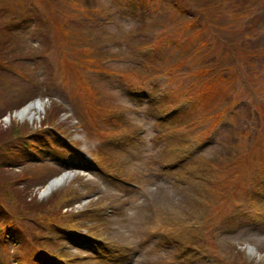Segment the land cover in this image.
I'll return each mask as SVG.
<instances>
[{
	"label": "rangeland",
	"instance_id": "1",
	"mask_svg": "<svg viewBox=\"0 0 264 264\" xmlns=\"http://www.w3.org/2000/svg\"><path fill=\"white\" fill-rule=\"evenodd\" d=\"M147 1L0 0V140L16 135L18 148L9 154L0 150L2 159L12 161L4 168L12 179L0 176V202L9 206L7 217H0V264L29 263L28 248L18 249L23 238L61 260L84 258L82 264H264V193L254 186L261 178L264 182L258 159L264 155V145L256 152L264 131L255 142H246L244 132L248 128L251 136L258 124L260 129L264 126V15L253 17L264 11V0L233 4L183 0L182 7L191 1L206 14L195 23L209 31L207 55L191 60L192 53H186L190 60L179 76L166 73V66L139 76L132 69L142 56H132L131 43L155 35L157 43L174 49L165 37L187 44L203 30L190 28L191 18L170 0H154L156 12L146 14L151 7ZM94 6L97 11L101 7L103 21L93 22L99 18L91 17ZM15 22V29L6 32V25ZM115 28V38L104 36ZM227 47L243 54L235 55L233 48L229 53ZM116 51L122 60L115 63L118 58L109 54ZM254 53L263 54L261 60L248 57ZM13 56L19 60L13 62ZM108 61L114 66L105 65ZM205 62L214 66L207 68L209 73L230 65L224 74L235 90L231 97L242 98L239 106L227 105L224 80L204 78L216 84L206 97L197 77L198 71L205 73ZM249 63L254 64V73ZM94 74L112 78L95 79ZM67 75L66 81L61 80ZM191 77L198 90L181 81ZM171 79L185 87L172 89ZM28 98L43 103L35 121L20 120L16 114L21 108L13 112ZM243 100L257 107L249 127ZM182 103H188V110L171 123L164 122ZM219 111L220 125L211 129L206 119L214 121ZM44 121L50 128L43 126ZM33 131L43 157H34V151L23 146V135ZM44 131L56 136V145H49ZM86 148H92L93 156ZM75 154L83 166L73 160ZM185 155L189 160L175 165ZM64 173L72 176L43 195L47 182ZM112 175L128 180L136 175L140 187L123 184ZM249 194L257 202H246ZM121 203L125 206L119 209ZM8 221L22 232L4 245L1 228ZM33 231L39 235L31 242ZM175 238L177 244H169ZM32 264L54 263L37 257Z\"/></svg>",
	"mask_w": 264,
	"mask_h": 264
},
{
	"label": "trees",
	"instance_id": "2",
	"mask_svg": "<svg viewBox=\"0 0 264 264\" xmlns=\"http://www.w3.org/2000/svg\"><path fill=\"white\" fill-rule=\"evenodd\" d=\"M250 28V27H249ZM250 30V29H249ZM250 32L251 33H257V31H254V30H250ZM245 42H248L247 40L246 41H244V44H245ZM243 44V45H244ZM197 46H199V49H200V53H199V49H197L196 48V46L194 47V46H190L191 48H189V50H186L188 53H193L192 55H194V56H197L198 55V53H199V55L200 54H203V53H205L206 55H207V52L209 51V47L210 46H205V45H202V44H200V45H197ZM233 48V47H232ZM237 48V47H236ZM234 50H235V53H236V55L237 56H239V54H243L242 52H241V50H239V49H235V48H233ZM0 51H1V48H0ZM196 52V53H195ZM226 53H227V51H226ZM212 54V53H211ZM210 54V55H211ZM249 54V53H248ZM208 59H210L209 57H207L206 59H204V60H208ZM205 65L206 66H208V62H205ZM5 67H8V66H5ZM208 67H212V66H208ZM208 67H206V68H208ZM229 96H231L230 95V93H228L227 94V100L228 99H231V97L229 98ZM30 99H32V98H28L27 100H25V101H23V103H21L20 105H18V106H16V107H19V106H21V105H23V104H25L26 102H28ZM15 107V108H16ZM2 115H0V117H1ZM57 118V117H56ZM55 118V119H56ZM55 119H53V121H55ZM46 125H49V123L47 122V121H44L43 122V126H46ZM10 133H12L11 131H10ZM9 134V133H8ZM26 134V133H25ZM25 134L23 135L24 137H23V139L22 140H24V141H26V136H25ZM28 135V134H27ZM15 136L16 135H14V136H12V137H9V136H4L3 138H2V140H0V150L2 151H7L8 153H10V150L11 149H16V151H17V147H16V144L17 143H15V140H14V138H15ZM8 140V143H6V141ZM25 143H27V141L25 142ZM24 147H27V145H25ZM4 163V164H3ZM0 165L1 166H3L2 168H0V176H3V177H5V178H7V180H10V179H12V176L11 175H6L5 174V167L8 165L7 164V161H6V159H2L1 157H0ZM20 179H22V178H20ZM21 181V180H20ZM24 181V180H23ZM24 183V182H23ZM13 191L14 192H16V190H15V187L13 188ZM16 193H18V192H16ZM18 194H21V193H18ZM16 195V194H15ZM17 196V195H16ZM17 198H19V201L20 200H22L23 198H21V197H19V196H17ZM0 204L2 205V206H4L1 202H0ZM5 208H6V210H9V206H4ZM5 213L6 212H3V215H5Z\"/></svg>",
	"mask_w": 264,
	"mask_h": 264
},
{
	"label": "bare ground",
	"instance_id": "3",
	"mask_svg": "<svg viewBox=\"0 0 264 264\" xmlns=\"http://www.w3.org/2000/svg\"><path fill=\"white\" fill-rule=\"evenodd\" d=\"M43 109V103L42 102H32L24 106L22 109H20L16 116L20 120L29 119L30 121H35L38 118L39 112ZM71 174H63L61 176H57L54 180L46 184L45 187H43L42 192L44 194L49 193L54 188L58 187L65 179L70 178Z\"/></svg>",
	"mask_w": 264,
	"mask_h": 264
}]
</instances>
